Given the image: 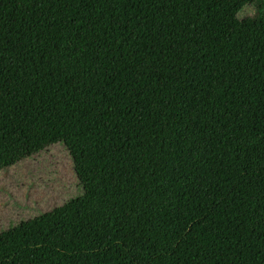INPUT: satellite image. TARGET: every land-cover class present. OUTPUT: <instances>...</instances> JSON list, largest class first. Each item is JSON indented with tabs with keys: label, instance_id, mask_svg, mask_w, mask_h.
Returning a JSON list of instances; mask_svg holds the SVG:
<instances>
[{
	"label": "trees",
	"instance_id": "1",
	"mask_svg": "<svg viewBox=\"0 0 264 264\" xmlns=\"http://www.w3.org/2000/svg\"><path fill=\"white\" fill-rule=\"evenodd\" d=\"M263 138L261 0H0V172L61 144L83 192L0 264H264L220 256Z\"/></svg>",
	"mask_w": 264,
	"mask_h": 264
},
{
	"label": "rangeland",
	"instance_id": "2",
	"mask_svg": "<svg viewBox=\"0 0 264 264\" xmlns=\"http://www.w3.org/2000/svg\"><path fill=\"white\" fill-rule=\"evenodd\" d=\"M258 10L256 6L246 9L238 17L248 20ZM238 158L243 174L233 192L234 219L222 226L230 242L221 252V258L264 245V138L240 149ZM82 194L65 148L61 144L51 145L29 160L0 172V232L46 214Z\"/></svg>",
	"mask_w": 264,
	"mask_h": 264
}]
</instances>
